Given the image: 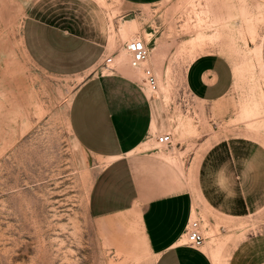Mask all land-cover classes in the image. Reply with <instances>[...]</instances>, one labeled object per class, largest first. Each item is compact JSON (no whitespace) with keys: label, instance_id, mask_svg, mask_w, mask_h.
<instances>
[{"label":"rangeland","instance_id":"rangeland-1","mask_svg":"<svg viewBox=\"0 0 264 264\" xmlns=\"http://www.w3.org/2000/svg\"><path fill=\"white\" fill-rule=\"evenodd\" d=\"M94 8L104 15L107 31L96 26ZM123 24L149 50L171 47L164 91L151 61L144 67L157 78L156 92L144 69L139 79L129 77L152 99L157 137L174 138L170 148L152 139L148 147L156 155L130 156L136 170L143 178L145 164L153 161L154 181L191 193L197 209L192 221L201 223L205 237L202 250L212 261L219 256L216 264H264V0H165L150 6L0 0V264L155 263L135 211L105 220L89 215L96 176L119 157L86 151L69 122L80 86L105 73L106 59L132 41L120 33ZM50 25L79 37L37 44L35 55L28 39L46 34ZM205 54L225 57L235 73L232 91L216 103L197 100L186 86L189 65ZM227 152L232 155H220ZM222 172L234 188L229 199ZM241 192L251 208L240 217L228 215L234 207L243 214L236 205Z\"/></svg>","mask_w":264,"mask_h":264},{"label":"crops","instance_id":"crops-1","mask_svg":"<svg viewBox=\"0 0 264 264\" xmlns=\"http://www.w3.org/2000/svg\"><path fill=\"white\" fill-rule=\"evenodd\" d=\"M126 1L131 5L150 6L165 0ZM93 14L97 20L96 26L107 31L109 28L104 15L97 13L96 8ZM45 30L46 34L42 36L36 33L37 36L33 33L29 35V44L35 55L38 54L36 50L39 51L37 46L45 45L47 40L60 45V40L79 37L53 25ZM63 48L66 47H62L60 53L64 52ZM105 71L80 86L69 114L71 131L86 151L97 157H119L96 176L88 196L89 215L95 220H105L135 211L154 254V264L218 263L219 256L213 257L212 261L202 249L196 250L184 243L186 228L194 218L196 209L191 193L169 191L168 186L154 181L153 172H150L153 161L150 158L151 167L145 164L147 171L142 178V172L136 170V164L130 159L133 155H156L149 149L148 143L157 138L156 133L160 130L156 126L155 109L148 92L144 90L145 95L140 85L132 80L134 78L126 74L121 76ZM185 80L189 92L197 100L216 103L232 91L235 73L225 57L205 54L189 65ZM220 155L232 154L227 152ZM211 168L215 167H210L209 173ZM227 177L222 172V191L229 199L235 194L234 188H228ZM216 198L221 204V199ZM248 202L242 198L241 192L236 205L237 209L243 210V214L238 213L234 206V210L229 208L225 213L236 217L246 215L245 210L251 208Z\"/></svg>","mask_w":264,"mask_h":264},{"label":"built area","instance_id":"built-area-1","mask_svg":"<svg viewBox=\"0 0 264 264\" xmlns=\"http://www.w3.org/2000/svg\"><path fill=\"white\" fill-rule=\"evenodd\" d=\"M128 52L131 55V66L135 69H144L145 80L150 89L154 92L158 90L157 78L153 71L149 68H145L144 64L148 62L150 58V50L145 42L133 41L127 45ZM114 59L108 57L106 59V67L111 69L112 72H117L115 69L110 68ZM157 143L162 147L170 148L174 144L173 135L164 133L156 138ZM188 242L185 244L193 249L200 250L205 244V237L202 234V226L199 221L189 222L186 233Z\"/></svg>","mask_w":264,"mask_h":264},{"label":"bare ground","instance_id":"bare-ground-1","mask_svg":"<svg viewBox=\"0 0 264 264\" xmlns=\"http://www.w3.org/2000/svg\"><path fill=\"white\" fill-rule=\"evenodd\" d=\"M130 24V23H129ZM129 24H123L121 27H120V33L122 34L123 38L125 41H130L132 40L131 39V36H130V33H129ZM117 35L114 36V38H116ZM143 41L145 42L144 40L142 39H134L132 41H130L129 43L133 42V41ZM128 43V44H129ZM146 43V42H145ZM127 44V45H128ZM127 45H126V50L125 51H122L119 55H117L114 60H115V64H114V61H113V64L111 65L110 68L112 69H117L118 71L122 72V74H126L134 79H139V71L142 69V68H139V69H135L133 68L130 64H131V61L128 62V59H127V55L129 54L130 56V59H131V55L130 53L128 52V49H127ZM147 45V44H146ZM170 45L168 44H157L154 48H152V50H150V58L148 60V62H146L144 64V66H146L147 64L149 65L150 61L152 62L153 64V68L156 72V75L159 79V84H160V89L161 91H164V82H163V66H164V63H165V60L168 56V53L170 51ZM125 49V48H123ZM121 50V49H120ZM129 63V65H128ZM127 66H130V68L132 67L135 71H132V70H129ZM131 68V69H132ZM105 69L107 71H110L111 73L110 74H114L116 72H112L111 69H108L107 67H105ZM142 71V70H141ZM155 75V74H154ZM158 83V81H157ZM148 85V84H147ZM150 88V87H149ZM151 91H153L152 89H150ZM154 92V91H153ZM169 134V133H168ZM172 135V134H171ZM160 146V145H159ZM162 147V146H160ZM162 148H167V147H162ZM170 162H172L173 164L176 165V159L175 157L173 156V154H171V156L168 158ZM181 175V174H180ZM196 214H197V209H195V215H194V218L196 217ZM193 218V219H194ZM190 222H194V221H190ZM186 238L184 239V243L186 244L188 242V238H187V235L185 234ZM203 248V247H202ZM201 248V249H202ZM55 261V260H54ZM215 262H217V259L215 260ZM52 263V262H51ZM73 263V262H72Z\"/></svg>","mask_w":264,"mask_h":264}]
</instances>
